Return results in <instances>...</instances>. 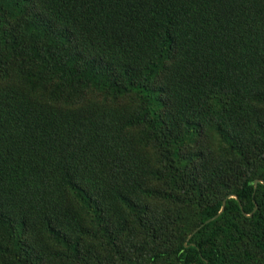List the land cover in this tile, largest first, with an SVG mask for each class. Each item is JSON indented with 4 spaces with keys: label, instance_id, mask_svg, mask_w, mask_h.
<instances>
[{
    "label": "trees",
    "instance_id": "obj_1",
    "mask_svg": "<svg viewBox=\"0 0 264 264\" xmlns=\"http://www.w3.org/2000/svg\"><path fill=\"white\" fill-rule=\"evenodd\" d=\"M0 264H264V0H0Z\"/></svg>",
    "mask_w": 264,
    "mask_h": 264
},
{
    "label": "water",
    "instance_id": "obj_2",
    "mask_svg": "<svg viewBox=\"0 0 264 264\" xmlns=\"http://www.w3.org/2000/svg\"><path fill=\"white\" fill-rule=\"evenodd\" d=\"M222 209H223V208H222ZM221 211H222V210H221ZM215 217H216V216H215ZM210 220H211V219L207 220L206 223L209 222ZM195 231H196V230H195Z\"/></svg>",
    "mask_w": 264,
    "mask_h": 264
}]
</instances>
